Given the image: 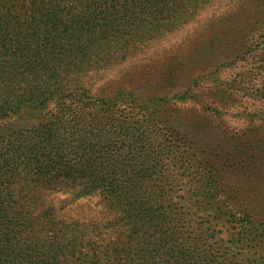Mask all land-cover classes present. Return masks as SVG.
I'll use <instances>...</instances> for the list:
<instances>
[{
	"label": "trees",
	"instance_id": "1",
	"mask_svg": "<svg viewBox=\"0 0 264 264\" xmlns=\"http://www.w3.org/2000/svg\"><path fill=\"white\" fill-rule=\"evenodd\" d=\"M180 6L0 0V264H229L228 256L218 261L220 248L208 246L218 231L182 217L159 184L167 155L196 182L201 200L188 208L238 222L243 231L230 238L241 247L235 254L247 256L242 264H264V129L258 154L244 143L249 154L242 161L228 158L225 184L239 185L224 190L205 144L163 121L176 112L167 97L124 87L92 92L85 79L113 66L117 43L126 40L120 34L143 25L132 19L146 7L162 27ZM61 188L70 195L49 199ZM92 195L102 207L85 213L79 204L74 213L73 202Z\"/></svg>",
	"mask_w": 264,
	"mask_h": 264
},
{
	"label": "rangeland",
	"instance_id": "2",
	"mask_svg": "<svg viewBox=\"0 0 264 264\" xmlns=\"http://www.w3.org/2000/svg\"><path fill=\"white\" fill-rule=\"evenodd\" d=\"M179 3L174 20L168 19L162 27L153 25L151 9L146 7L142 16L132 19L138 23L141 18L143 25L120 34L126 40L117 43L122 46L113 54V66L87 73L85 79L93 83L92 92L124 87L167 97V105L176 112L169 117L167 111L163 121L168 125L172 122L185 135L193 131L192 138L205 144L204 154L209 163L218 166L222 173L220 187L225 190L226 184L239 185L225 184V174L233 168L228 158L242 161L249 148L258 154L256 140L260 141L258 136L264 129V0ZM123 53L126 57L119 60ZM119 103L122 108L126 105L124 101ZM244 143L249 148L241 150ZM126 152L127 149L119 152L117 168ZM109 153L117 152L109 149ZM161 161L159 184L169 191L182 217H193L195 225L203 223L206 229L218 231L208 242L210 248H220L218 261L228 256L229 264L244 263L247 256L235 254L241 247L230 243L233 232L243 231L239 223L203 206L200 211H194L195 205L189 209L193 201L201 200L195 194L193 175L189 171L182 174L181 168L170 165L168 155ZM239 167L235 164L234 168ZM63 189L51 192L49 199L57 203L69 196ZM79 204H83L85 213L90 212L86 207H102L97 195L75 200L71 206L74 213L80 211Z\"/></svg>",
	"mask_w": 264,
	"mask_h": 264
}]
</instances>
